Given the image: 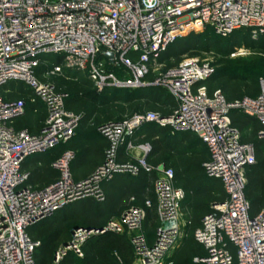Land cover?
<instances>
[{"label":"built area","instance_id":"1","mask_svg":"<svg viewBox=\"0 0 264 264\" xmlns=\"http://www.w3.org/2000/svg\"><path fill=\"white\" fill-rule=\"evenodd\" d=\"M206 28L221 37L247 30L259 40L264 35V0H0V264H37L41 241L32 236V228L76 201L105 202L104 184L117 175L152 171V145L137 143L138 131L149 124L198 136L209 153L203 163L206 176L222 182L226 199L211 204L194 232L205 250L197 261L264 264V206L253 214L246 196L247 172L257 162L255 146L243 140L231 119L234 110L255 118L261 126L258 137L264 140V80L259 94L229 101L222 90L210 91L204 83L215 74L209 60L191 57L155 69L171 44ZM231 52L242 55L246 47ZM50 56L57 62L48 61ZM42 64L47 69L39 72ZM75 75L88 77L100 92L163 88L177 106L170 114L148 110L100 125L109 144L96 171L76 180L70 169L75 153L68 150L53 162L57 178L37 188L29 183L25 162L60 148L80 128L81 117L67 107L69 94L53 80ZM18 83L32 90V103L45 108L38 132L14 126L28 112L24 98L8 96ZM122 149L129 159L125 162L120 160ZM154 189L155 239L150 244L143 235L132 238L140 264H162L179 240L187 193L176 184L175 170L163 168ZM151 206L147 200L101 227L75 228L51 264H62L71 254L83 257L92 236L139 230Z\"/></svg>","mask_w":264,"mask_h":264},{"label":"trees","instance_id":"2","mask_svg":"<svg viewBox=\"0 0 264 264\" xmlns=\"http://www.w3.org/2000/svg\"><path fill=\"white\" fill-rule=\"evenodd\" d=\"M211 33H212L211 36L206 37V40L203 39V37L200 36L199 34L192 33L187 38L184 37L176 40L173 44H171L168 47V49L170 50L171 48L178 49L179 45L182 46V44H185L186 42L187 43L186 48L181 50L179 49V51H181L182 53H185L189 50H193L191 55H195L198 53L194 51H198V50L201 51L203 49H206L207 47H213L217 51L224 52L227 54L229 51L234 49V47L240 46L241 44L246 42H247L246 44L250 46L264 43V35L260 37L259 40H253L250 32L247 30L236 31L229 37L218 36L214 34L212 31ZM212 35H214V37ZM219 46H221L222 48H218ZM223 48L224 50H222ZM165 52L162 55H164ZM163 58L164 57L162 56L160 59L163 60ZM46 59L51 63L57 62L55 57L50 56L47 57ZM46 69H47V64H42L39 67L38 71L42 72ZM59 78L61 77H56L53 80L56 81ZM74 78H78L77 79L78 81L79 78H81V80L83 79L81 83L91 84L92 86H94L93 82L86 76L75 75ZM214 79H217L215 75L210 78V80H214ZM208 82L209 80L205 81L204 83L208 86ZM24 86L25 84L23 83H18L16 85L11 86L10 89L12 90L8 93V96L11 98H13L12 97L13 94H17L18 96H21V94L25 92ZM152 88L155 89H151L150 91L145 92L144 94L141 95V98H145L147 100H153L164 107H169L168 111L163 113L170 114L173 111V109L177 106V102L175 98L167 90L163 88H159V87H152ZM141 89L143 88L137 90H141ZM67 93L69 94V97L67 99V107L68 109L75 111L72 108V106L78 100L77 97L84 95V93L83 92L80 93L76 98H74L73 96L71 97L69 92ZM257 94H259V91L256 89L252 94H248V95L255 96ZM14 98H21V97H14ZM240 98L242 97H240V95L237 93H234L230 98L227 97V99L228 100L230 99L231 101ZM106 100L108 102H111L114 99L112 98V96H108L106 97ZM30 104H31V108L28 106L27 114L29 113L30 110L35 112L34 111L35 109H37L36 113H38V111L40 110L39 106H41L43 108V111L45 112V108L41 103L31 102ZM22 118L16 120V122L14 123V126L17 129L27 128V127H18V122ZM125 118L126 117L120 119H108L105 122L101 123L100 125L109 121H119ZM231 119L233 125L239 128L241 132L249 125L255 123L256 129L252 134L253 136H251V138L248 139H245L243 137V140L246 142L253 143L255 146L257 162L256 164L251 166L247 172L246 196L251 203V209L253 214H256L264 206V193L261 191V189L264 187V140L258 137V132L261 129V126L255 118L243 114L239 110H234L231 113ZM29 130L32 132L39 131V130L33 131L31 129ZM163 131H167L169 135L168 134L162 135ZM144 133L146 135L158 137V139L153 144L151 142H148L153 147V151L149 157V163L151 164L150 159L151 156L153 155V152H158L160 155H165L167 153H170L172 155V158H174L175 166H176V170H175L176 184L178 186H180L181 184V187L183 186V188L186 190L187 193V197L182 204V208L183 210L189 211V219H190L189 237L187 240H185L186 247L185 248L181 247L178 250H176L174 256L172 257V261L174 264H204L200 261H194L193 259L194 256L202 257L205 255V250L196 241L194 232L201 225L202 218L210 211V206H211L210 204H212L213 202H222L226 199V194L223 189L222 182L219 179L208 178L205 174L202 161L205 162L208 160L209 153L205 158H203V156H201L200 158L198 156H192V154H194V151L191 150L192 146L183 145L184 141L188 138V135H186V133L172 134L170 130L158 127L155 124H149L144 126L140 131H138L137 134L138 136H141ZM254 137L256 138L255 141H253ZM56 150L48 152L46 154H51V153L53 154L56 152ZM85 154L86 152H84L81 155L85 156ZM122 154H124L123 149L120 151V159ZM43 155L44 154L35 155L29 158L24 164V169L30 172L29 183L31 185H33L46 172V168H47L46 164H44L45 167H42V162L44 161L43 160L44 158L42 157ZM104 158H105V153H104ZM56 159L57 158H55L54 160ZM159 163L160 161L159 159H157L156 165H158ZM141 172H146V171L142 170ZM146 174L147 176L145 180L129 178L127 174L117 175L113 180L104 184V190L107 194V198L105 202H98L93 198H87L76 201L68 205L67 207L63 208L62 210H60L52 218H49L36 225L34 228H32L30 231L32 236L36 240L41 241V245L39 246L36 253V263L37 264L52 263L54 253L57 250V248L63 242L68 241L70 239V236L67 239L64 237V234L67 231L68 224L73 223L75 225H85L87 227H101L104 224H106L110 219L114 217H119L127 208L133 205L139 206V203L142 202L141 206H144L147 200L151 201L152 206L147 209L146 225L153 226L155 225V223H157L158 226V218L156 213L157 200L154 189V181L158 177L159 173H157L154 168L152 171L146 172ZM55 179H53L52 182ZM177 180L179 181L180 184L177 183ZM132 197H134V199L136 200L135 202L136 204L131 203ZM60 242L61 244L59 245ZM73 256L76 257V255L71 254L68 258H66V260L62 264H66L67 261H70L71 257ZM234 264H237V262H234Z\"/></svg>","mask_w":264,"mask_h":264},{"label":"rangeland","instance_id":"3","mask_svg":"<svg viewBox=\"0 0 264 264\" xmlns=\"http://www.w3.org/2000/svg\"><path fill=\"white\" fill-rule=\"evenodd\" d=\"M197 34L206 40V37H210L212 33L206 28L203 32ZM212 36L214 37V35ZM246 43L238 46L246 47V52L242 55H232L231 51L226 54L224 52L217 51L213 47H207L201 51H194L198 54L191 55L193 50H189L185 53L179 51V49L181 50L186 48L187 43L185 42L182 46L179 45L178 49H168L165 54L162 55L164 57L163 60L160 59L158 61L155 69L171 67L191 57H200V60H209V62L215 66L214 75L217 79H209L208 82V88L211 91L222 90L228 98H230L234 93L243 97L245 95L252 94L256 89L260 92L261 81L262 79L264 80V43L253 46L247 45ZM218 48L222 47L219 46ZM222 50H224V48ZM55 59L57 60V57ZM74 77L75 76L61 77L55 82L62 90L69 92L71 97L73 96L76 98L80 93H84V95L77 97L78 100L72 106V108L81 117L80 128L77 131L76 136L64 143L60 148H58V150H56L55 153L44 154L42 156L44 158L42 167H45L44 164H46L47 168L45 174H43L33 184L35 187H43L59 175V172L53 166L55 158L60 157L68 150L75 152L77 150V146L84 147L87 144H91L88 140H91L93 137L98 138L99 140L101 138L99 126L106 120L120 119L124 117L127 118L138 112H145L148 110L163 113L169 109V107H164L153 100L141 98V95L145 92L155 89L152 88V86L144 87L141 90L112 88L105 89L100 92L91 84L81 83L83 79L81 80V78H79L78 81V78ZM152 78L153 77L150 76L148 80L151 82ZM24 87L25 92L22 93L21 96L13 94L12 97L24 98L27 101L28 106L31 108L30 103L33 93L29 87L26 85ZM11 90L12 89H10V91ZM108 96H112L114 100L108 102L106 100V97ZM39 108L40 110L38 113L30 110L24 118L19 120L18 127H27L33 131H38L42 127L45 119V112L43 111V108L41 106H39ZM255 129V123L249 125L242 131L243 137L245 139L251 138ZM165 134H168V132L163 131L162 135ZM157 139L158 137L156 136H150L144 133L141 136H138L137 143L141 144L151 142L153 144ZM253 139V141H255L256 138L254 137ZM157 159L160 161L158 165H156ZM93 160V164L96 165V162H98L97 158H94ZM150 162L157 173H160L163 168H173L176 170L174 158H172L170 153L160 155L158 152H153ZM97 168V165L94 168H87L81 172V175H84V172H87V174H91L92 172L94 173ZM146 176V172H140L138 179L145 180ZM177 183H179L178 180ZM261 191L264 193V187ZM146 219L142 223V227L136 231L126 230L120 234L108 233L104 235L92 236L85 242L83 257L73 256L66 264H140L141 257L132 243V238L143 235L151 244L155 239V232L157 229V223L153 226H148L146 225ZM189 220V211L182 209L179 219L180 234L178 244L169 253L168 257L162 262V264H174L172 257L174 256L176 250L181 247H186L185 240L188 239L190 232ZM76 227L88 228L85 225H75L73 223L68 224L64 237L66 239L69 238V236L71 237V234ZM60 244L61 242L59 245ZM197 258H199V256H194V261H197Z\"/></svg>","mask_w":264,"mask_h":264},{"label":"crops","instance_id":"4","mask_svg":"<svg viewBox=\"0 0 264 264\" xmlns=\"http://www.w3.org/2000/svg\"><path fill=\"white\" fill-rule=\"evenodd\" d=\"M186 135H188V138L184 141L183 145L192 146L191 150L194 151V153H195V154H193V156H198L199 158L201 156H203V158L207 157L208 150H207L205 144L201 141V139L194 134L186 133ZM88 141H90L91 144H87L84 147H82V146L78 147L77 146L76 147L77 150L74 152L75 158L72 160V163L70 165V169H71V171L74 175V178L76 180H83V179L89 177L90 175L93 174V172L91 174L90 173L87 174V172H84L85 173L84 175H81V172H83L87 168H94L96 165L99 166L104 162V153H105V151L108 147V144H109L108 140L104 136L101 135V138L99 140H98V138L93 137L91 140H88ZM84 152H86V154H85V156H82L81 154H83ZM94 158L95 159L97 158V160H98V162H96L97 163L96 165L93 164ZM120 160L125 162L129 159L126 157V155L124 153L121 155ZM203 162L204 161H202V164H203ZM72 168H73V170H72ZM122 176H124V175H122ZM127 176L129 178L138 179V176H132L130 174H127ZM48 184H46V185H48ZM37 188H41V187H37ZM131 201H132L131 202L132 204H136L135 203L136 200L134 199V197H132ZM141 204H142V202L139 203V206H141Z\"/></svg>","mask_w":264,"mask_h":264},{"label":"water","instance_id":"5","mask_svg":"<svg viewBox=\"0 0 264 264\" xmlns=\"http://www.w3.org/2000/svg\"><path fill=\"white\" fill-rule=\"evenodd\" d=\"M107 56H109V57H111V58H112V57H113V54H112V53H107ZM76 228H77V227H76ZM88 228H90V227H88ZM64 243L66 244V243H67V241H65Z\"/></svg>","mask_w":264,"mask_h":264}]
</instances>
